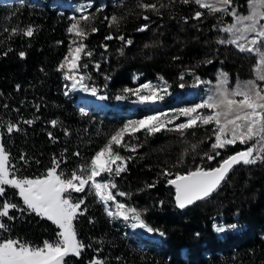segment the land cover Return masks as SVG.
Wrapping results in <instances>:
<instances>
[{
    "label": "trees",
    "instance_id": "1",
    "mask_svg": "<svg viewBox=\"0 0 264 264\" xmlns=\"http://www.w3.org/2000/svg\"><path fill=\"white\" fill-rule=\"evenodd\" d=\"M141 2L155 3L159 13L141 9ZM101 6L102 11H97ZM101 6L94 4L87 13L94 18L81 23L90 33L84 43L92 52L91 57L84 56V63L90 80L109 100L132 88L134 70L148 77L160 74L172 87L192 82L189 74L183 78L179 74L187 69L210 78L220 71L254 76L256 54L217 42L230 38L221 30L229 15L209 14L183 0H108ZM240 6L246 9L247 1L242 0ZM196 11L204 14L195 18ZM71 12L65 4L51 0H0V142L18 176L42 175L54 157L66 160L61 168L67 174L88 161L124 120L118 109L83 106L75 93L65 89V70L59 71L58 65L68 50L69 24L78 16ZM113 14L120 18L118 27H109L104 19ZM144 24L147 29L138 31ZM29 26L34 29L32 37L11 31ZM92 28L98 31L93 33ZM109 34L114 38L105 40ZM121 35L124 41L116 38ZM128 40L132 43L127 44ZM8 123L20 130L7 133ZM211 135L210 125L188 130L184 136L161 132L145 139L143 132L137 133L138 139L131 142L143 147L135 153L120 149L121 155L133 159L115 182L128 194L125 201L140 210L152 228L159 229L158 237L134 233L124 221L109 217L104 205L86 190L74 194L85 199L81 210L86 211L78 215L74 226L86 247L79 257L66 258L67 264H91L95 259L104 264H264V162L235 166L217 192L184 209L175 205L174 187L160 175L164 168L174 176L197 165L217 164L220 157L202 159L210 152L213 140L206 137ZM194 144L198 145L195 150ZM240 146L245 145L229 146L222 156ZM181 157L183 163L177 164ZM151 184L155 187H148ZM4 198L22 204L11 189ZM10 215L16 219L4 218L10 231L0 233V239L10 235L35 245L55 240L57 228L50 221L15 209ZM217 221L238 225L217 232Z\"/></svg>",
    "mask_w": 264,
    "mask_h": 264
},
{
    "label": "snow or ice",
    "instance_id": "2",
    "mask_svg": "<svg viewBox=\"0 0 264 264\" xmlns=\"http://www.w3.org/2000/svg\"><path fill=\"white\" fill-rule=\"evenodd\" d=\"M183 2L195 3L209 14L223 13L233 18V23L221 29L231 34V37L217 42L234 45L241 53L256 54L258 59L254 66V78L238 80L234 87L229 88L228 74L220 72L214 90H210V94L198 103L170 111H154L140 119L126 120L108 136L103 146L88 161L77 165L67 174L61 168V164L66 163V160H57L54 157L51 166L42 175L18 176L15 174V166L9 162V153L0 142V233L10 231L9 226L4 223V218L16 219L15 216L10 215V210L13 209L20 213L35 214L41 219L50 221L57 228L55 240H44L40 245L20 238H12L10 235L0 239V264H67L66 258L79 257L86 246L77 237L74 221L86 209L81 210L85 199L74 194L85 193L86 190L105 206V212L109 217L131 221L132 228L143 229L148 233L159 232V229L152 228L142 218L140 210L117 200V196L124 197L128 194L119 191L115 178L127 171V163L133 159L132 156H122L120 149L135 153L138 148L143 147V144L131 142L133 139H138L137 133L143 132L145 139L161 132H176L184 136L188 130L212 126V135L206 137L208 140H213L210 152H205L202 159L213 161L220 157L217 166L205 168L197 165L185 173L176 172L174 178H172L173 172L168 168H164L160 173L167 184L174 186L175 203L180 209L205 200L217 192L235 166L264 162V50H262L264 49V0H247L246 14L238 12L234 0H183ZM89 7L91 2L82 6L80 11L85 12ZM103 7L101 6L97 11H102ZM138 7L159 13L155 3L141 2ZM203 14L201 11H196L195 18H200ZM93 18L89 14L81 15L78 19L72 18L73 22L67 32L74 34V38L63 61L58 65V70L67 69L64 78L72 81L70 86L72 90L80 89L96 96L99 90L85 83L91 77L80 72L81 67L85 69L88 67L87 64H80L82 54L87 57L92 56L91 51H86L87 45L84 43L90 33L81 27V23ZM104 19L109 21V27L114 25L118 27L120 24V18L114 14ZM143 19L147 20L148 17L144 16ZM147 27L148 25L144 24L138 31H144ZM11 31L27 37L34 35L31 26L19 32L17 29ZM97 31V28L91 29L93 33ZM113 38V35L109 34L105 40ZM116 38L121 41L125 39L122 35ZM126 43L131 44L132 41L128 40ZM104 47L106 48L107 45ZM24 55L25 53H20L21 57ZM95 67L98 69L99 64ZM197 82H200L199 78ZM179 86L184 87L183 84ZM168 88L167 81L159 84L149 81L137 88H125L123 92L134 95L139 103L155 104L169 94ZM127 98V95L116 97L117 100ZM181 117L186 119L174 123ZM25 122L32 123V121ZM57 123L56 120L51 121L53 126ZM19 130L17 124L6 125L9 134ZM0 141H2V133H0ZM237 144L246 147L231 155L222 156V150ZM197 146L191 145L193 150ZM74 155L78 157L80 153L76 152ZM182 163L183 157L177 161V164ZM148 187H155V184ZM8 189L13 190L14 195L21 198L22 204L11 203L4 198ZM236 227V224L214 225L217 232ZM91 264H104V261L95 259Z\"/></svg>",
    "mask_w": 264,
    "mask_h": 264
},
{
    "label": "rangeland",
    "instance_id": "3",
    "mask_svg": "<svg viewBox=\"0 0 264 264\" xmlns=\"http://www.w3.org/2000/svg\"><path fill=\"white\" fill-rule=\"evenodd\" d=\"M51 1L57 2L60 5L65 4L66 6H68L70 11H72L71 14H73V16L78 15V16H75L78 19V17H80L81 15L87 14L88 10L92 6H94V4L101 6L104 3H106L108 0H51ZM89 2H91V7L87 8L85 12L80 11L82 6L87 5ZM234 4L237 6L238 12L244 13V14L247 13L248 8L243 9V10L241 9L240 4H242V0H234ZM228 17H229L228 19L224 20L221 27L226 26V25L234 22L233 18L231 16H228ZM72 22H73V19H72L71 23ZM71 23L69 24V26L71 25ZM229 37H231V34H229ZM73 38H74V34H70L69 46H70ZM69 46H68V48H69ZM262 50H264V49H262ZM86 51H87V49H86ZM67 52H68V50H67ZM67 52L65 53V55L67 54ZM65 55H64V57H65ZM84 59L85 58L82 54V59L80 61L81 65L86 64V63H84ZM256 59H258L257 55H256ZM255 65H253V73H254V66ZM66 71H67V69H65V72ZM80 72L86 73L87 75H89L88 67L86 69L81 67ZM220 72H223V71H220ZM220 72L217 73L216 77L213 76L212 78H210V76L204 75L205 73L195 72L192 69L182 70L179 72V74H181V75L182 74L183 75L189 74L190 78L192 79V82L190 84H187V85L183 84L184 87L181 88L179 86L181 84H179L176 87L170 86V82L168 80H166L160 74H156L155 76L148 77V76H142V72L140 70H134L132 72V79L134 81V85L132 86V88H137L141 84H144V83L149 82V81L152 82L153 84H159V83H162L163 81H167V83L169 85V88H168L169 94L166 95L162 101H158L155 104L139 103V102H137V98L134 95L125 94V93L118 94L113 99L109 100L105 96V91L102 88L101 89L98 88L90 79L86 80L85 83H87L89 86H95L99 90L98 94L96 96H93L90 92H84L83 90H80V89L72 90L70 87L72 81H68L65 79L64 85H65V89L67 91H69L71 93H75L76 101H78L83 106L91 105V106H94V107L99 108V109L103 108L102 110H104V108L118 109L119 112L122 113L121 116L124 119L121 122V124L119 125V127H120L126 120L140 119V118L144 117L145 115L151 114L154 111H170L173 109H178V108H182V107H186V106H190L192 104L198 103L202 98H205L208 94H210V90H214L215 85L217 83L218 74ZM212 73H214V71ZM197 78H199V81H200L199 83L197 82ZM252 78H254V76H249V77L245 76L244 77V76H239V75H237V76L228 75L229 88L234 87L238 80L239 81H245V80H249ZM66 85H68V87H66ZM120 95H127L128 98L124 99V100H117L116 97L120 96ZM101 97H104V98H101ZM85 102H88V103L85 104ZM185 119H186L185 117H181L180 120L174 121V123L183 122ZM171 126L172 125H169V127H171ZM211 128H212V126H211ZM241 147L242 146H240V148ZM244 147H246V146H244ZM98 150H99V148L96 151H98ZM27 177H35V176H27ZM118 189H119V191L123 192V190L121 188H119V186H118ZM114 192H115V190H114ZM117 200L125 203L128 206H131L125 201L124 197L117 196ZM104 208H105V206H104ZM119 219L122 222L124 221L121 218H119ZM215 225H228V224H226L225 222H222V221H217L215 223ZM236 225H238V224H236ZM124 226L127 227L129 230H132L134 233H138L140 235H148V236L158 237L157 232L148 233V232H146V230H143V229L132 228L131 227V221H127V222L124 221Z\"/></svg>",
    "mask_w": 264,
    "mask_h": 264
},
{
    "label": "water",
    "instance_id": "4",
    "mask_svg": "<svg viewBox=\"0 0 264 264\" xmlns=\"http://www.w3.org/2000/svg\"><path fill=\"white\" fill-rule=\"evenodd\" d=\"M87 103H88V102H85V104H87ZM244 148H245V147L238 148V149H236V150L230 152V153L227 154V155H231V154H233L234 152H237V151L243 150ZM227 155H226V156H227ZM215 166H217V164L214 165V166H211V167H215ZM205 168H210V167H205ZM186 172H187V171H186ZM183 173H185V172H183ZM172 178H174V176H173ZM173 187H174V186H173ZM174 201H175V188H174ZM175 205H176V203H175Z\"/></svg>",
    "mask_w": 264,
    "mask_h": 264
}]
</instances>
